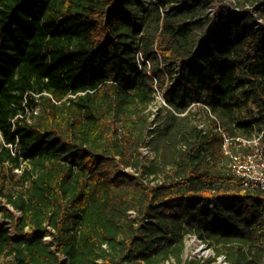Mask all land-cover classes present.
Returning <instances> with one entry per match:
<instances>
[{
  "label": "trees",
  "instance_id": "obj_1",
  "mask_svg": "<svg viewBox=\"0 0 264 264\" xmlns=\"http://www.w3.org/2000/svg\"><path fill=\"white\" fill-rule=\"evenodd\" d=\"M258 3L0 0V264H264V191L222 152L264 141Z\"/></svg>",
  "mask_w": 264,
  "mask_h": 264
},
{
  "label": "built area",
  "instance_id": "obj_2",
  "mask_svg": "<svg viewBox=\"0 0 264 264\" xmlns=\"http://www.w3.org/2000/svg\"><path fill=\"white\" fill-rule=\"evenodd\" d=\"M154 2V0H151ZM258 4H255L252 7H246L244 8V10H256ZM218 6L217 5H210L208 7L207 13L208 16L213 19L215 16V13L217 12ZM241 13V11L238 8H233L231 11V16H235L236 14ZM250 29L255 30V31H263L264 34V26L263 27H259L258 24H250L249 26ZM206 31L208 32V29H206ZM207 37L205 39H202L199 44L196 46L195 50L200 49L201 47L204 49L208 48V41H207ZM135 58L139 64V67L141 68V62L146 63L149 66V63L147 61H144L142 58V54L140 52H136L135 54ZM175 64H177L174 74L177 75V77L180 74V69H181V62H175ZM174 68V67H173ZM173 76V75H172ZM173 80H175L173 78ZM172 81H167L165 83L164 87L167 86H171L172 85ZM162 92V91H161ZM157 93L156 92V97H157ZM155 97V99H156ZM161 103L159 105V108L162 106H166V103L163 99V92L161 94ZM155 103V101H154ZM154 106V104L152 105ZM151 106V107H152ZM150 107V108H151ZM157 109V107H156ZM155 112V111H153ZM221 131V130H220ZM258 138H251L249 140L243 139V138H231L226 134H222V152L224 155H226L228 157V162H227V171L231 176H234L235 178H238L241 182V186L245 189H260L264 191V153L259 152V154H252V153H247V154H242L239 155L238 153L233 154L231 151H228V146L227 143L230 144V146H232L233 144H237L236 146H244V144L247 145H251V144H256L257 141L259 140V137L261 136H256ZM258 151V150H257ZM142 153L143 155H148V151L145 148H142ZM259 157L261 158L260 162L255 164L254 162V158ZM2 223L1 218H0V224ZM49 239V237H44L43 241L47 242Z\"/></svg>",
  "mask_w": 264,
  "mask_h": 264
},
{
  "label": "rangeland",
  "instance_id": "obj_3",
  "mask_svg": "<svg viewBox=\"0 0 264 264\" xmlns=\"http://www.w3.org/2000/svg\"><path fill=\"white\" fill-rule=\"evenodd\" d=\"M259 5L257 6V8H263L264 7V0H259ZM249 12L251 13V15L253 16V20L251 22L252 25L254 24H258L259 27H263L264 26V18L260 17L257 11H253V10H249ZM177 64H175L174 66V71L176 68ZM174 79L177 78V75H173ZM161 91H158L157 93V97L155 99V103L154 106H152L149 110L151 112H153L154 114L152 115V118H154L156 111L159 109V105L162 104L161 103ZM157 107V109H156ZM194 112H199L197 107H192L191 109ZM258 138V137H255ZM237 144H233L232 146H230V144L227 143L228 146V151H231L233 154L238 153L239 155L242 154H247V153H252V154H259V152L262 151V153H264V141H262V137H259V140L257 141L256 144H251V145H247L244 144V146H236ZM258 150V151H257ZM255 164L259 163L261 158L256 157L253 159ZM262 248L264 250V237L262 240ZM184 259H190L193 257H196L198 259L204 258H212L214 257V253L212 251V249L208 248L205 244H202L199 242V240L194 236V235H190V236H186L185 239V251L183 254ZM212 264H227L225 262V259L223 256H220L216 259V261Z\"/></svg>",
  "mask_w": 264,
  "mask_h": 264
}]
</instances>
